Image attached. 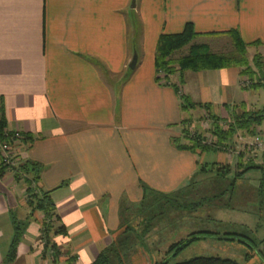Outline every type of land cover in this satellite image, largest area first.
Listing matches in <instances>:
<instances>
[{
    "label": "crops",
    "instance_id": "1",
    "mask_svg": "<svg viewBox=\"0 0 264 264\" xmlns=\"http://www.w3.org/2000/svg\"><path fill=\"white\" fill-rule=\"evenodd\" d=\"M187 23L203 34L238 29L245 42H261L254 55L264 48V0H0V106L6 130L31 138L16 145L18 166L40 167L35 186L52 191L68 230L52 236L56 264H91L113 243L124 201L173 194L198 171V155L174 142L185 117L180 93L158 81L155 66L160 35ZM240 73L191 72L198 83L188 89L184 73L177 81L190 101L222 112L251 104L247 93L228 102L233 87L258 89H244ZM17 173L0 164V264H54L52 251L44 256V214L31 213L27 176ZM16 224L24 234L7 263ZM153 263L141 254L129 264Z\"/></svg>",
    "mask_w": 264,
    "mask_h": 264
},
{
    "label": "rangeland",
    "instance_id": "2",
    "mask_svg": "<svg viewBox=\"0 0 264 264\" xmlns=\"http://www.w3.org/2000/svg\"><path fill=\"white\" fill-rule=\"evenodd\" d=\"M197 43H205L212 51L219 53H232L235 50L228 37L211 36ZM256 51L252 48L248 52L251 62ZM260 51L264 62V48ZM187 52L188 48H185L171 59L177 61ZM177 73L171 76L170 82L179 87L180 95H184L181 81H177V78L180 79ZM183 73L186 89L196 86L198 76L189 74L191 72ZM160 74L161 80L166 83L168 80L163 72ZM252 77L240 73L239 82L243 88L253 86ZM262 77L260 80L264 83ZM256 78L254 83L260 82ZM233 91L231 95L234 98L228 102L237 101L236 104H239L246 100L247 93L251 104L228 105V112L226 109L221 112V107L212 108L210 105L211 111L221 118V125L226 129L234 123L237 113L264 109V106L252 108L254 103L264 104V86L249 92L233 87ZM183 112L184 116L191 118V122L186 127L176 126L181 142H186L182 136L185 128L191 135L201 134L203 143L214 146L217 138L212 134L213 121L208 108L198 106ZM253 130L252 134L237 130L224 146H219L218 152L199 154L198 171L189 183L175 193L167 196L150 193L144 202L126 200L122 203L121 225L113 243H126L128 263L142 254L153 259V264L165 261L166 264H177L201 256H220L240 264H264V175L261 170H251L242 177L236 176L242 153L246 165L252 162L263 165L264 124L255 126ZM199 232L204 236L202 239L177 252L170 250L173 244L186 239L191 233Z\"/></svg>",
    "mask_w": 264,
    "mask_h": 264
},
{
    "label": "trees",
    "instance_id": "3",
    "mask_svg": "<svg viewBox=\"0 0 264 264\" xmlns=\"http://www.w3.org/2000/svg\"><path fill=\"white\" fill-rule=\"evenodd\" d=\"M202 35L208 36H228L235 48L232 53H219L211 50L209 45L205 43H197L196 39ZM261 42L255 41L247 43L243 40L241 33L238 29H232L225 32L214 33H200L196 30L193 23H187L182 32L179 33H163L160 35L157 43L155 66L158 73L163 72V76L170 82L171 76H174L177 72L183 73L186 71L201 72L205 70H221L231 67H238L241 69L242 74H249L253 76L251 82L253 86H244V89H254L264 86L261 83L264 76V62L262 60L261 53H257L253 56L252 62L249 60L248 52L250 47H258ZM188 48L186 55H183L177 61L172 60V56ZM174 64H177L175 66ZM133 70H130V73ZM130 75V74H129ZM260 80L254 83V78ZM158 81H161V74L158 77ZM256 82V81H255ZM167 83V82H166ZM171 85V83H169ZM176 91H179V87L176 84L172 85ZM182 109L187 111L188 108L195 109L199 107H206L209 110L211 119L213 121L212 134L216 136L217 141L214 146L203 143V136L200 134L191 135L187 129L183 130V138L186 140L182 143L181 140L176 137L174 142L181 150H189L197 155L205 154L207 152H218L219 146H224L225 143L233 137L237 130H244L253 133L255 126H261L264 124V109L262 111H250L245 110L243 113H237L233 124L229 125L226 129L221 125V118L211 111V106L206 104H197L190 101L186 95H180ZM234 113V111H232ZM0 141H5L8 138L7 134V122L5 117L4 106H0ZM191 122V118L185 116L182 122L179 124L181 127H186ZM25 141L29 142L31 138L26 135ZM243 153L240 155L241 159L238 161L239 171L237 178L244 176L251 170H261L264 172V165H257L255 163L245 164ZM257 160V159H256ZM264 162V155L262 157ZM21 172L26 174V183L28 185V205L32 210V214L36 211H40L44 214V221L42 224L41 239L45 244L44 256L52 251L53 262L56 264L60 256V247L57 243L52 241L54 235H67L68 230L64 224L61 223V218L57 213V206L52 198V191H39L35 186V183L40 180V167L36 164L24 163L19 167ZM4 170V168H3ZM19 170V171H20ZM230 171V170H228ZM19 177V174L17 173ZM23 229L19 224L15 225V234L11 243L10 251L7 255L6 262L11 263L16 259L18 246L23 237ZM201 233H191L186 239L181 240L172 245L170 250L177 252L192 244L194 241L202 239L204 236ZM124 242H114L109 247L104 249L100 255L91 264H129L128 249ZM130 255V254H129ZM162 264H166V261ZM177 264H240L238 261L222 258L220 256L211 257H196L191 260L177 263Z\"/></svg>",
    "mask_w": 264,
    "mask_h": 264
},
{
    "label": "built area",
    "instance_id": "4",
    "mask_svg": "<svg viewBox=\"0 0 264 264\" xmlns=\"http://www.w3.org/2000/svg\"><path fill=\"white\" fill-rule=\"evenodd\" d=\"M10 133V134H9ZM8 138L5 141H0V164L9 169L10 171L23 173L19 171L18 155L16 153V145L19 143H28L25 141V135L21 132L7 131Z\"/></svg>",
    "mask_w": 264,
    "mask_h": 264
},
{
    "label": "water",
    "instance_id": "5",
    "mask_svg": "<svg viewBox=\"0 0 264 264\" xmlns=\"http://www.w3.org/2000/svg\"><path fill=\"white\" fill-rule=\"evenodd\" d=\"M133 7H135V1H133ZM138 60H139V55L138 53H135L133 59L129 64L130 69L135 70L137 68Z\"/></svg>",
    "mask_w": 264,
    "mask_h": 264
}]
</instances>
